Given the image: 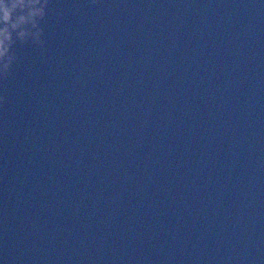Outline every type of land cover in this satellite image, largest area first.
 <instances>
[{"label":"water","instance_id":"95a60500","mask_svg":"<svg viewBox=\"0 0 264 264\" xmlns=\"http://www.w3.org/2000/svg\"><path fill=\"white\" fill-rule=\"evenodd\" d=\"M0 78V264H264V0H49Z\"/></svg>","mask_w":264,"mask_h":264},{"label":"clouds","instance_id":"9594fccd","mask_svg":"<svg viewBox=\"0 0 264 264\" xmlns=\"http://www.w3.org/2000/svg\"><path fill=\"white\" fill-rule=\"evenodd\" d=\"M48 4L49 0H0V78L12 74L17 44L31 42L43 48L41 21L47 16Z\"/></svg>","mask_w":264,"mask_h":264}]
</instances>
